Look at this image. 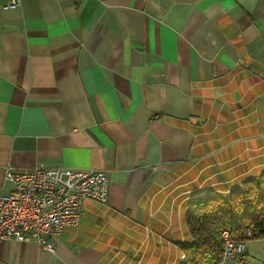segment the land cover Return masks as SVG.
I'll return each mask as SVG.
<instances>
[{
  "label": "crops",
  "instance_id": "crops-1",
  "mask_svg": "<svg viewBox=\"0 0 264 264\" xmlns=\"http://www.w3.org/2000/svg\"><path fill=\"white\" fill-rule=\"evenodd\" d=\"M10 1L0 193L7 167L109 183L53 252L1 239L0 264H180L188 204L264 171V0Z\"/></svg>",
  "mask_w": 264,
  "mask_h": 264
},
{
  "label": "built area",
  "instance_id": "built-area-1",
  "mask_svg": "<svg viewBox=\"0 0 264 264\" xmlns=\"http://www.w3.org/2000/svg\"><path fill=\"white\" fill-rule=\"evenodd\" d=\"M18 4L11 0L5 7ZM4 180L12 189L0 193V240H35L52 252L64 228L79 223L85 201L105 203L108 195V175L94 168L7 167ZM222 237L221 264H248L245 242L233 239L228 231H223Z\"/></svg>",
  "mask_w": 264,
  "mask_h": 264
},
{
  "label": "trees",
  "instance_id": "trees-1",
  "mask_svg": "<svg viewBox=\"0 0 264 264\" xmlns=\"http://www.w3.org/2000/svg\"><path fill=\"white\" fill-rule=\"evenodd\" d=\"M187 224L191 240L180 244L184 254L180 264H221L223 231L244 242L264 238V171L226 195L210 194L192 200Z\"/></svg>",
  "mask_w": 264,
  "mask_h": 264
},
{
  "label": "rangeland",
  "instance_id": "rangeland-1",
  "mask_svg": "<svg viewBox=\"0 0 264 264\" xmlns=\"http://www.w3.org/2000/svg\"><path fill=\"white\" fill-rule=\"evenodd\" d=\"M245 252L248 255V264H263L264 262V238H252L245 241ZM225 264H235L227 261Z\"/></svg>",
  "mask_w": 264,
  "mask_h": 264
}]
</instances>
